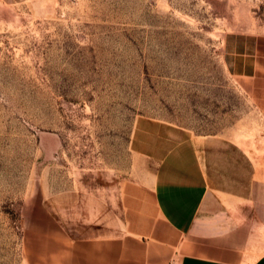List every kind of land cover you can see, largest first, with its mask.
Instances as JSON below:
<instances>
[{"label": "rangeland", "instance_id": "rangeland-1", "mask_svg": "<svg viewBox=\"0 0 264 264\" xmlns=\"http://www.w3.org/2000/svg\"><path fill=\"white\" fill-rule=\"evenodd\" d=\"M263 18L264 0H0V264H73L68 239L122 231L180 138L264 163Z\"/></svg>", "mask_w": 264, "mask_h": 264}, {"label": "crops", "instance_id": "crops-1", "mask_svg": "<svg viewBox=\"0 0 264 264\" xmlns=\"http://www.w3.org/2000/svg\"><path fill=\"white\" fill-rule=\"evenodd\" d=\"M250 90L264 115V82ZM206 143L202 152L190 137L170 144L152 171L150 209L117 233L68 239L73 264H264L260 149Z\"/></svg>", "mask_w": 264, "mask_h": 264}, {"label": "built area", "instance_id": "built-area-1", "mask_svg": "<svg viewBox=\"0 0 264 264\" xmlns=\"http://www.w3.org/2000/svg\"><path fill=\"white\" fill-rule=\"evenodd\" d=\"M164 264H178V263L176 261H174V260H170V261H168V262H166Z\"/></svg>", "mask_w": 264, "mask_h": 264}]
</instances>
